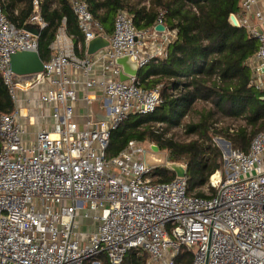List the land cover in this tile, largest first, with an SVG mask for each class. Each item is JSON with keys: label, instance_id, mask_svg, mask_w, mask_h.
Here are the masks:
<instances>
[{"label": "built area", "instance_id": "2783aa9c", "mask_svg": "<svg viewBox=\"0 0 264 264\" xmlns=\"http://www.w3.org/2000/svg\"><path fill=\"white\" fill-rule=\"evenodd\" d=\"M253 4L242 0L236 21L257 40L254 59L264 69V33L248 26ZM32 5L28 25L41 32L46 24L38 2ZM70 8L84 50L97 38L108 47L77 58L71 40L63 39V22L43 72L27 88L48 84L38 102L52 109L51 129L25 143L18 110L0 113V264H122L130 251L144 253L148 264H175L184 253L191 255L189 264H264V130L251 139L247 152L218 139L228 150L226 168L223 175L210 176L203 197L197 190L188 194L185 178L154 183L144 148L147 144L151 151L152 144L129 141L107 159L111 132L131 115H152L161 104L160 87L146 90L137 77L121 82L115 60L127 57L141 70L163 57L169 37L161 38L163 49L146 53L158 45L161 33L137 30L126 13L118 12L107 36L84 2L71 0ZM37 39L16 28L0 6V77L14 104L25 81L11 72L10 58L38 53ZM96 69L99 74L89 77ZM78 72L84 90L98 95L106 117L88 116L81 127L75 121ZM255 72L252 84L263 89L264 79L255 80ZM80 212L88 233L80 230Z\"/></svg>", "mask_w": 264, "mask_h": 264}, {"label": "trees", "instance_id": "16d2710c", "mask_svg": "<svg viewBox=\"0 0 264 264\" xmlns=\"http://www.w3.org/2000/svg\"><path fill=\"white\" fill-rule=\"evenodd\" d=\"M33 1L0 0V6L16 28L24 29L34 12ZM36 1L46 24L37 39L42 62L50 58V45L63 22L75 55L82 57L83 36L70 8L71 0ZM81 1L107 36L112 34L116 14L124 12L137 30H152L160 21L169 37L163 57L152 59L137 76L146 90L160 87L161 104L152 115H131L111 132L107 159L118 156L129 141L152 144L168 152L169 162L185 163L187 192L192 194L222 165L221 154L212 146L214 136L223 135L232 149L247 152L251 139L264 130V88L252 84L250 62L258 50L257 40L245 27H233L228 22L231 15L240 12L241 0ZM197 105L210 108L197 109ZM13 111L14 103L0 77V113ZM189 113L197 115L198 122L185 126L186 134H195L198 140L186 145L166 140L167 131L178 127ZM217 118L242 119L246 127L230 135L227 129L217 130ZM153 177L154 183H169L175 174L157 168ZM196 195L203 197L201 193ZM138 253L128 252L122 264H146L147 256L141 253L139 257ZM190 262L191 255L186 253L175 260V264Z\"/></svg>", "mask_w": 264, "mask_h": 264}, {"label": "crops", "instance_id": "0c3cea01", "mask_svg": "<svg viewBox=\"0 0 264 264\" xmlns=\"http://www.w3.org/2000/svg\"><path fill=\"white\" fill-rule=\"evenodd\" d=\"M257 14H259L260 19L257 17ZM234 17L236 19H239L242 17V13L239 12ZM247 17H248L249 29H252L259 34L264 33V0H254V4H253L251 11ZM165 34H166V31L163 34L161 33L160 36L158 35L157 36V40H158L157 44L158 45L154 44V46H150L144 52L151 53L152 50L155 52V51L159 50V48H162L163 46L161 44V38L165 37ZM63 39L71 40V38L66 33V29H65V37ZM71 42H72V40H71ZM51 45H50V50H51ZM86 55H87V51L84 50V55L82 57H78V56H76V57L79 59H83ZM158 57L162 58V56H158ZM250 64L256 70L255 80L259 81L261 79H264V73L262 72V70L260 69L261 67L259 66V64L256 62V60L254 58L251 60ZM70 73H73L72 70H70ZM98 74H99L98 70L95 73L93 71V73L90 74L89 77L96 76ZM75 78L79 82V84L76 86V92H77V96H78V100L75 104V115H76L75 121H76V123H78V125L81 127L84 120L88 116L91 117L92 119L97 118V117L100 118V119L95 120V121L105 119L106 117H105V115H103L104 114L103 110L100 108L98 95H96V93H94L92 91L86 92L84 90L83 83H84L85 79H84V77H82V75L79 72H78V74L77 73L75 74ZM48 88L49 87H48L47 83H42V84H39L38 86H35L33 88H30V89L18 88V90H17V99H16V102L14 104V108H16L18 110L19 121H20V123H21V125L25 131V134L23 135V142H25V143H30V142L34 141L35 135L39 131L50 130L52 127V118H51L52 109L49 106H45V105L40 104L38 102L41 94L45 93V91ZM85 97H87L90 100L88 105H86V103L84 102Z\"/></svg>", "mask_w": 264, "mask_h": 264}, {"label": "water", "instance_id": "95a60500", "mask_svg": "<svg viewBox=\"0 0 264 264\" xmlns=\"http://www.w3.org/2000/svg\"><path fill=\"white\" fill-rule=\"evenodd\" d=\"M228 22L233 27H239L236 18L234 15H231L228 19ZM24 30L35 38H38L40 35V31L36 26L27 25ZM155 32L157 33H164L165 28L161 24H157L154 27ZM108 47V42L103 38H97L91 41L88 44L87 48V55L92 56L96 52L105 49ZM115 65L120 67L121 69V76L119 80L121 82H125L128 80L129 77H137L139 74V68L137 64L131 62L127 57L117 58L115 60ZM10 69L11 72L18 78H24V83L20 86V88H28L33 85L36 81L37 75L43 72V62L40 59L38 53H27V52H18L11 56L10 58ZM264 73V69L260 68ZM150 150L152 152H157L158 147L154 145H150ZM228 153V150L226 149ZM172 172L175 174L177 178H185V170L178 165H171Z\"/></svg>", "mask_w": 264, "mask_h": 264}, {"label": "rangeland", "instance_id": "374dc122", "mask_svg": "<svg viewBox=\"0 0 264 264\" xmlns=\"http://www.w3.org/2000/svg\"><path fill=\"white\" fill-rule=\"evenodd\" d=\"M147 1V0H146ZM149 42H146V44L148 45ZM149 47V46H148ZM146 51V49L143 50V52ZM199 108H204V110H207L208 108H210L209 106H202V105H197V109ZM104 115V114H103ZM104 118V117H103ZM100 119L99 117L94 118V120H98ZM218 122L216 124L217 130L220 129H232L234 130V132H237V130L246 127V124L244 122V120L242 119H226V118H217ZM198 122V116L193 114V113H189L187 114L181 121L180 125L178 127H175L173 129H170L169 131H167V133L165 134V139L166 140H171L172 142H175L176 144L179 145H186L189 144L193 141L198 140L197 136L195 134L192 135H187L186 134V130H185V126H187L188 124H195ZM157 128H161L162 130L165 129V126H160V125H156ZM160 129V130H161ZM248 132L251 130V128L247 129ZM218 139H222L225 140L226 142H228V139H226L223 135H217L214 136L212 138V146L213 148H215L216 150L219 151V153L221 154V167L218 170V172L220 174H224L225 168H226V158H227V152L226 149L222 147L221 143L218 142ZM144 148L149 152L148 154H146V162L149 164V166L153 169V172L155 171V169L159 168H163V169H167L169 171H172L171 169V165H178L181 166L184 170H185V163H172L169 162L168 160V152L166 150H159L157 152H152L149 151V147L146 144V146H144ZM154 180H156L155 177H153ZM196 192L201 193L203 195H206V191H205V187H202L200 189H198ZM83 213L80 212L79 214H77L78 217V221L80 223V230L82 232L88 233L90 226L88 227V222L82 218ZM87 222V223H86ZM87 227V228H86ZM138 256L141 257V253H138ZM146 264H148V260L146 258Z\"/></svg>", "mask_w": 264, "mask_h": 264}, {"label": "bare ground", "instance_id": "6f19581e", "mask_svg": "<svg viewBox=\"0 0 264 264\" xmlns=\"http://www.w3.org/2000/svg\"><path fill=\"white\" fill-rule=\"evenodd\" d=\"M215 178H213V180H214Z\"/></svg>", "mask_w": 264, "mask_h": 264}]
</instances>
